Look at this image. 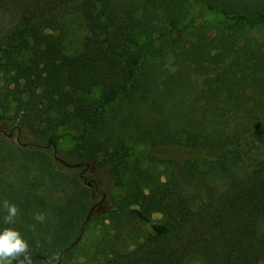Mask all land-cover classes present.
Returning a JSON list of instances; mask_svg holds the SVG:
<instances>
[{"label": "trees", "instance_id": "trees-1", "mask_svg": "<svg viewBox=\"0 0 264 264\" xmlns=\"http://www.w3.org/2000/svg\"><path fill=\"white\" fill-rule=\"evenodd\" d=\"M73 16L97 32L65 63ZM0 104L32 264H264V0H0Z\"/></svg>", "mask_w": 264, "mask_h": 264}, {"label": "rangeland", "instance_id": "rangeland-1", "mask_svg": "<svg viewBox=\"0 0 264 264\" xmlns=\"http://www.w3.org/2000/svg\"><path fill=\"white\" fill-rule=\"evenodd\" d=\"M212 22L215 21V19H208ZM61 38L63 39V61L65 63H68L70 60V57L74 51H76L81 43L82 38L87 34H92L97 32V28L90 22L84 20L83 18L79 16H73L64 19V21L61 23ZM58 31H55L57 33ZM101 94V89L99 87H96L92 90L91 94L87 96L88 100H98ZM3 111V107L0 104V114ZM82 126L81 122L77 117L72 118V120L65 126L60 127L57 130V135L59 136V144L63 147H70L72 146L75 141L76 137L81 133ZM140 158V156H137ZM143 164L146 162L143 160ZM106 164V163H105ZM103 165L101 167V174L103 175L105 181L107 182V185L110 189H112L115 193H120V186L117 185L115 178L109 168L108 165ZM157 169L160 173H164L165 167L163 165H157ZM163 179V177H162ZM153 219H159L161 218V215L159 213H153L152 214ZM146 229L149 227L146 225L144 226ZM99 230L98 225H92L90 230L86 232V234L83 237V240L90 241L95 238ZM138 232H136L137 234ZM136 242V237H132L128 243L131 245ZM185 264H202V261L198 257H190L186 260Z\"/></svg>", "mask_w": 264, "mask_h": 264}, {"label": "clouds", "instance_id": "clouds-1", "mask_svg": "<svg viewBox=\"0 0 264 264\" xmlns=\"http://www.w3.org/2000/svg\"><path fill=\"white\" fill-rule=\"evenodd\" d=\"M3 207L7 212L4 222L14 224L19 216L17 206L5 200ZM34 218L40 223L45 220L42 213H37ZM29 252V245L18 230L5 228L0 232V264H13L14 261L16 264H32Z\"/></svg>", "mask_w": 264, "mask_h": 264}]
</instances>
